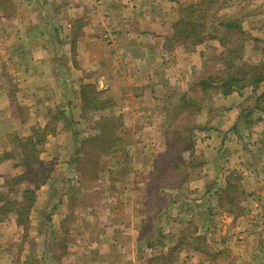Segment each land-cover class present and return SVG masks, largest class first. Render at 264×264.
Wrapping results in <instances>:
<instances>
[{
    "label": "crops",
    "instance_id": "obj_1",
    "mask_svg": "<svg viewBox=\"0 0 264 264\" xmlns=\"http://www.w3.org/2000/svg\"><path fill=\"white\" fill-rule=\"evenodd\" d=\"M5 1L9 6L0 2V29H3L0 31V155L11 149L9 138L20 128L25 132L20 136H29L32 128L47 126L60 112L57 131L48 137L45 145L49 160L56 163L57 172L64 176L58 188L63 189L64 182L71 180L68 192L74 189L75 196L80 194L79 190L89 192L91 187L84 178L88 171L82 167L88 162L95 178V190L114 189L113 193L107 191L110 198L105 200L103 195V199L85 204L82 200L76 202V197L71 203V194L62 195L55 206L52 225L60 233L59 240L66 241V252L63 258L57 257L60 262L56 264L211 263L198 248L180 244L186 236L177 231L176 220H172V249L168 244L158 254L154 245L150 247L154 240L143 232L142 226L148 221L143 204L139 206L133 197H120L126 196L122 193L123 186H117L115 180L107 177L109 168L102 166L99 156L88 159L91 153L81 149L90 141L84 126L91 112L110 110L126 120L133 118L134 131L140 128L144 133L143 126L144 129L157 127L155 112L167 101L170 90L184 94L189 89L202 63H192V58L172 62L176 54L166 44L172 34L175 5L170 0ZM196 49L201 52L199 46ZM88 85L94 86V95H115L118 101L101 102V105H91L94 99L90 103L83 101V91ZM11 94L22 103L23 115L19 108L18 112L14 110ZM148 115L150 122L141 123ZM6 123L10 131L2 127ZM137 139L147 148L152 147V151L160 143L152 133ZM129 150L135 165L131 170L139 174L151 172L153 155L146 154L147 149H140L143 154L134 152V147ZM8 162L0 161V168ZM8 173L11 171L4 176ZM72 175L78 177L77 183L73 182ZM4 176L0 178V185ZM127 188L130 186L126 185L124 190ZM49 189V185L43 186L41 191ZM50 200L48 196V205ZM80 211H88V217H81ZM90 221L96 224L95 232L81 229ZM196 221L200 220L196 218ZM177 251L180 257L172 261L170 255ZM185 255L190 259L186 261ZM250 264H264V246Z\"/></svg>",
    "mask_w": 264,
    "mask_h": 264
},
{
    "label": "rangeland",
    "instance_id": "obj_2",
    "mask_svg": "<svg viewBox=\"0 0 264 264\" xmlns=\"http://www.w3.org/2000/svg\"><path fill=\"white\" fill-rule=\"evenodd\" d=\"M3 1L9 6L7 1L0 0L2 3ZM230 16L242 21L246 31L244 40L240 43V52L244 56L242 63L258 64L260 68H264V0H236L231 8ZM176 19L174 17L173 21ZM0 31L3 32V29ZM215 44L216 41L209 40L199 45L200 53L196 49L198 46L194 48L195 52L191 50L193 48L176 49L172 62L174 63L176 59L188 61L190 58L192 63L198 62L200 65L201 62L202 65L192 79V82L198 81L203 75L223 68L217 60L222 50L218 49L217 53ZM12 85L15 90L13 82ZM97 87L100 88V84ZM219 89L223 90L222 87ZM263 91L264 84L254 96H251L250 90L244 93L236 91L229 95L215 94L209 106L212 108L211 113L205 111L197 117L196 103L190 107L194 111L193 115L188 119L182 115L174 122L172 106L179 101L181 103L183 93L170 90L167 101L155 112L154 121L157 127L144 129L143 126L141 130H144V133L140 131V128L137 132L134 131L133 118L126 120L115 111L105 110L97 114L91 112L86 116L84 131L89 134L90 141L86 142L81 149L91 153L88 159H96L99 156L102 166L109 168L107 177L115 180V183H118L117 186H123L122 193L126 196L120 197H133L132 200L135 203L138 202L139 206L140 203L143 204V213L148 219L142 226L143 232L153 236L154 243L150 247L154 245L158 254L162 253L168 244H171L169 249H172L170 237L172 236V220L179 223V229L176 230L183 232L186 236L182 238L180 244L198 248L203 258L211 262L208 264H232L236 261L237 264H250L251 259L264 246V106L255 108L256 104H259V95ZM190 95L196 100L202 99L199 92H190ZM9 98L15 106L14 110L18 112L19 108L23 115L22 103L17 96L11 94ZM94 100L92 104L101 105V102L113 103L118 101V98L105 93L98 95ZM242 114L245 116L248 114L252 121L248 120L250 127L235 136L229 130ZM150 117L148 115L145 119H141V123L150 122ZM95 122H98L96 126L93 125ZM196 124L200 126L194 129ZM2 127L10 131L7 123ZM191 129H193L192 141L189 147L184 138L187 132L184 131ZM172 130L176 131L175 134L180 138L173 145ZM134 132L137 133V137L152 133L160 139V143H157V147H153L152 151V147L147 148L143 141L142 145L140 144ZM24 133V130L20 128L15 135L22 137L20 135ZM136 141L139 142L136 143ZM10 146L12 148V145ZM132 147L135 148L134 152L142 153L140 149H147L146 154L153 155L151 172L139 174L136 170H131L135 168V165H132L133 158L128 153L129 148ZM101 151H103L102 154ZM44 152L45 148L40 155L41 159L48 164L51 161L54 164L51 184H48L50 189L41 191L42 186L38 190V199L31 212V225L27 229L16 223L15 215L3 222L0 227V264L59 263L57 257H64L66 241L59 240L60 233L52 225V215L62 195L71 194V197L69 196L71 203L76 197V202L82 200L85 204L95 202L99 198L103 199V195L106 200L110 198L107 191L109 193L114 191L107 188L101 191L95 190V178L92 176L93 172L88 162H85L82 167L86 172L88 171L84 178L91 187L88 188L89 192L79 190L80 192L77 193L80 194L76 196L74 189L71 188L73 191L68 192L71 180V182L66 180L65 185L62 183L63 189L58 188L64 176L57 172L56 163L49 160L48 151L45 154ZM7 161H9L8 165L0 168L1 179L8 170L11 173L7 176L21 172L23 169L15 167L17 160ZM77 178L72 175L74 183H77ZM126 185L130 186V189L127 188L125 191ZM22 187L25 188V184ZM115 192L117 193V190ZM48 196L51 197L49 205L46 203ZM239 207L243 208L242 213ZM47 215H51L50 221L46 220ZM79 215L87 218L88 211H80ZM70 217H73L72 213ZM196 218L200 221H196ZM95 227L96 224L90 221L84 223L81 229L95 232ZM216 252L219 255L214 261L211 253ZM179 257L178 251L170 255L172 261ZM183 258L186 261L190 259L186 255Z\"/></svg>",
    "mask_w": 264,
    "mask_h": 264
},
{
    "label": "trees",
    "instance_id": "obj_3",
    "mask_svg": "<svg viewBox=\"0 0 264 264\" xmlns=\"http://www.w3.org/2000/svg\"><path fill=\"white\" fill-rule=\"evenodd\" d=\"M174 6V17L172 20L173 33L167 38L166 46L170 51L185 49L195 51L199 45L214 40L218 53L217 60L223 65L219 71L203 75L198 81L190 83L189 89L182 94L181 103L172 106V119L176 122L182 115L188 119L194 114L190 107L197 103V117L207 111L212 112L210 102L216 95H229L236 91L244 93L250 90L251 96L264 84V68L258 64L242 63L243 54L240 52V43L246 34L242 21L230 16L231 8L236 0H170ZM219 49V50H218ZM222 87L223 90L219 89ZM93 85H88L83 91V101L90 103L96 99L93 94ZM190 92H199L202 99L196 100ZM101 93H104L103 91ZM93 96L95 98H93ZM259 104L255 108H263L264 91L259 95ZM195 102V103H194ZM204 102V103H203ZM92 104V103H91ZM98 107V105H97ZM57 112L52 121L45 127H34L31 135L17 137L12 135L9 139L12 148L0 155V161L17 160L15 167H22V171L5 177L4 183L0 185V223L6 222L14 215L16 223L27 229L31 225V212L38 199V190L51 184L54 172L53 162H45L40 155L44 151L48 137L57 131V121L60 118ZM261 120V118H258ZM247 114L240 115L237 122L230 128L235 136L250 127ZM252 121V120H251ZM174 124V123H173ZM172 124V127H173ZM194 129L199 128L196 124ZM192 131L187 130L184 134L186 142L191 146ZM172 130V145L180 140ZM180 135V134H179ZM23 188L22 186H24ZM240 213L243 208L239 207ZM47 215L46 220H51ZM217 259L218 252L211 253Z\"/></svg>",
    "mask_w": 264,
    "mask_h": 264
}]
</instances>
